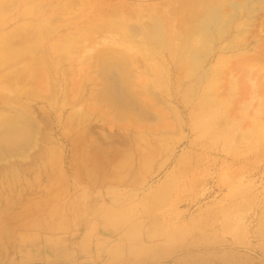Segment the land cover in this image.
I'll return each mask as SVG.
<instances>
[{"label":"rangeland","instance_id":"obj_1","mask_svg":"<svg viewBox=\"0 0 264 264\" xmlns=\"http://www.w3.org/2000/svg\"><path fill=\"white\" fill-rule=\"evenodd\" d=\"M5 1L0 0V44L12 49L24 39L22 48L34 23L44 46L55 37L75 38L53 53L51 65L38 58V48L0 63V125L19 110L34 120L20 124L27 131L24 141L12 138L18 146L0 135V264H264V10L243 41L255 52L228 49L207 61L217 66L219 89L205 93L216 101L205 110L198 108L203 89L182 85L186 68L167 52L169 79L156 52L112 54L140 61L138 69L126 58L113 64L127 72L121 79L129 82L125 89L133 102L152 114L144 120L103 98L95 86L98 69L90 72L83 61L111 48L102 44L105 39L129 42L120 22H138L169 0ZM241 20L229 39L239 35ZM15 29L13 39L16 34L9 33ZM9 37L14 42H4ZM28 63L41 64L42 78L36 76L43 85L35 81L17 95L5 77ZM144 64L152 75L141 72ZM147 76L155 89H141Z\"/></svg>","mask_w":264,"mask_h":264},{"label":"bare ground","instance_id":"obj_2","mask_svg":"<svg viewBox=\"0 0 264 264\" xmlns=\"http://www.w3.org/2000/svg\"><path fill=\"white\" fill-rule=\"evenodd\" d=\"M36 1V0H35ZM42 1V0H41ZM7 2V3H6ZM8 2H11V6L13 3V0H7L4 2H2L3 4H8ZM16 2V1H14ZM30 4V2H28ZM73 4V3H71ZM70 4V5H71ZM46 5V4H45ZM60 5V4H59ZM4 5H2L3 7ZM27 6V4H26ZM32 5H30L31 7ZM149 7V6H148ZM264 0H169L164 2L162 5H156L155 7H151L150 9L147 10L146 14L147 16H145L146 18L141 17H137L139 20L138 22H133L132 24H128L125 22H120V24L125 28L124 32L125 35L123 38H127L129 42H117V40L113 39V38H109V39H105L102 44H106L108 46H111V48H104L101 50H97V52L95 54H93V47L89 48L87 50H85L86 52H92L88 57L85 59L87 60V62L84 60L83 62L88 63L86 64L88 65V69H90V72L94 73L95 69H98L97 73L94 74L95 76L99 77V82H97L95 84V86L98 89H102L101 91V95L103 96V98H108L111 101L110 102H114L115 105H117L121 110H134L136 111L140 116H144V120L145 117L147 118V115H152L150 114L148 111H146L145 106L142 107V105L138 104V101L133 102L134 100L132 99V96L130 97L126 91V87L127 84L125 81L124 84V80H126L123 77L125 75H127L126 71H124L123 73L125 74L124 76H122V69H120V71H117V69H115L114 64H117V62L120 60L122 61V58H124V60L127 59V61L130 63V66H136V68L138 69L139 67L136 65L138 62H140L139 60L137 61V63L135 62L136 59L134 60H130L132 58L128 57H124L122 56V58H120V56L123 54H129V52L131 51H136L138 49V53L142 52L143 55L144 53L148 52H156L159 54V56L161 58V68L162 71H164V75H166V79H169V70L167 69V64L165 63V56L164 53L167 52L168 56L170 58H174L176 60H179L180 62H182L180 65L182 68H186L185 69V81L183 82V86H187L189 89H203L201 91L200 94V100H199V105L198 108L200 109H208L210 108L212 105H214L216 103L215 99H213L212 97L210 98L209 96H206V92H212V90L214 89H219V77L217 74V66H215V64H210L207 62L209 60V58L211 56L214 55L215 52H223L225 50H235V49H241V50H246V51H253L254 48L253 46H251V44H244V38L248 35V32L251 28H253L255 21L257 20L256 17L258 16V14L264 10ZM4 9V8H3ZM25 10V9H24ZM108 10V9H107ZM118 10V9H117ZM116 10V11H117ZM120 10V8H119ZM144 10V9H143ZM159 10V11H158ZM32 11V9H31ZM24 12V11H23ZM109 16L112 14L110 11H107ZM143 12V11H142ZM37 13V11H36ZM29 14V13H27ZM106 14V13H105ZM115 14V13H114ZM112 14V15H114ZM107 15V14H106ZM22 16V15H21ZM30 16V14L28 15ZM116 16V15H115ZM139 16V15H138ZM111 17V16H110ZM113 17V16H112ZM261 17V16H260ZM19 18V17H18ZM21 18V17H20ZM19 18V19H20ZM27 18V17H26ZM24 18V19H26ZM30 19V17L28 18ZM241 20V24L239 23L238 25H236L237 28H240L239 30V35L237 36L236 34V38L240 39L241 41H237L235 40L236 38L233 37L232 39H229L230 37V33L232 32V28L233 25L238 21ZM23 20V18H22ZM111 20V19H110ZM18 21V20H17ZM21 21V19H20ZM40 21V20H39ZM46 20H44L45 23ZM261 21V20H260ZM5 22V21H4ZM43 22L40 24H44ZM119 23V22H118ZM3 24V23H2ZM36 26H38L36 23H34ZM47 24V23H45ZM108 24V23H107ZM26 24H24L25 26ZM96 25V24H94ZM93 25V26H94ZM112 24H110L109 22V27L112 26ZM1 26V25H0ZM19 26V25H18ZM23 26V25H22ZM36 26L33 27L34 28H30L32 30L35 29V31H31L32 33H30L29 31H27L25 36H29V39L27 40H31L29 41L30 43H25L26 40L24 41V44H26L25 46H23L21 48V45L18 46L21 42H23V40H21L20 42H17V46L15 45V43L12 46V49L8 48L10 46L8 45H2V43L0 45H2V48H0V55L3 57H0V63L2 62L1 60L4 59H10L16 55H19L20 53H25L28 50L34 49V48H38V53L37 56H39L38 58H40L41 60L44 59L43 61L46 63L47 65H51V61L54 58L53 53H58L57 50H59V52L61 50H64V48L62 49V47L64 46H68V43H72L74 40V36L70 35V36H65L61 39V37H55V42L52 43L50 46H44L42 45V41L41 44L39 40V35L35 34L37 29L40 27ZM42 26V25H41ZM119 26V25H118ZM15 27V26H14ZM13 27V29H14ZM43 27V26H42ZM50 27V26H48ZM102 30H103V25L101 26ZM108 27V28H109ZM121 27V26H119ZM235 27V28H236ZM22 28V27H21ZM51 28V27H50ZM106 28V27H105ZM108 28H106L108 30ZM1 29V28H0ZM18 29V28H16ZM12 30L9 34H16L17 30ZM49 29V28H48ZM52 29V28H51ZM117 29V28H116ZM122 29V28H121ZM4 30V29H3ZM42 30V28L40 29V31ZM54 30V29H53ZM52 30V32H53ZM56 30V29H55ZM91 30V29H90ZM94 30V29H93ZM96 30V29H95ZM105 30V29H104ZM2 31V30H1ZM10 31V30H9ZM45 31V29H44ZM86 31V30H85ZM112 31V30H111ZM116 30H113V32ZM121 32V30H119ZM264 31V30H263ZM18 32V31H17ZM30 34H29V33ZM51 31H49L50 33ZM93 32V31H92ZM123 32V31H122ZM2 33V32H0ZM7 33V32H6ZM21 33V30L20 32ZM44 33V32H43ZM85 33H91V32H85ZM11 34V35H12ZM22 34V33H21ZM29 34V35H28ZM33 34V35H32ZM45 34V33H44ZM56 34V33H55ZM92 34V33H91ZM264 34V33H263ZM23 35V34H22ZM16 35L12 36V38L14 39ZM32 36V37H31ZM72 36V37H71ZM93 36V35H92ZM22 37V36H20ZM26 37V38H27ZM12 38L9 37V40H5L6 41H11ZM46 38V37H45ZM249 38V37H248ZM8 39V38H5ZM44 40V39H42ZM64 40V41H61ZM226 40H229L227 43L225 42ZM13 41V40H12ZM39 43H38V42ZM14 42V41H13ZM225 42L226 45L224 47H220L219 45L221 43ZM45 43V42H44ZM70 43V44H71ZM81 43V42H80ZM126 43V44H125ZM224 43V44H225ZM22 44V45H24ZM89 44V43H88ZM95 45H99V44H95ZM118 46L120 47V49H114V46ZM135 45V46H134ZM223 45V44H222ZM8 46V47H7ZM70 46V45H69ZM133 46V47H132ZM261 46V45H260ZM19 47V48H16ZM71 47V46H70ZM95 47V46H94ZM72 48V47H71ZM83 48V47H82ZM61 49V50H60ZM35 50V49H34ZM34 50H31L34 51ZM140 50V51H139ZM79 51V50H78ZM81 51V50H80ZM84 51V52H85ZM251 51V52H252ZM241 52V51H239ZM255 52V50H254ZM262 52V51H261ZM35 53V52H34ZM75 53V52H74ZM102 53H105L104 55ZM117 53L119 56V60L115 59L114 57L116 56H111L112 54ZM141 53V54H142ZM258 53V52H257ZM260 53V52H259ZM264 53V52H262ZM87 54V53H86ZM89 54V53H88ZM104 58V62L105 63H100L101 59L103 60V58L100 59V56ZM147 54V53H146ZM36 55V53H35ZM103 55V56H102ZM111 58V61H107L106 58ZM26 56V55H25ZM99 56V57H98ZM246 56V55H245ZM260 56V55H259ZM262 56V55H261ZM35 57V56H34ZM42 57V58H41ZM167 57V56H166ZM240 57V56H239ZM251 57V56H250ZM18 58V57H17ZM26 58V57H25ZM83 58V57H82ZM126 58V59H125ZM135 58V57H134ZM143 58V57H142ZM140 59L142 62L145 58ZM221 58V57H220ZM243 58V57H242ZM246 58V57H245ZM258 58V57H257ZM19 59V58H18ZM35 59H37V57H35ZM60 59V58H59ZM62 59V58H61ZM106 59V60H105ZM147 59V58H146ZM145 59V60H146ZM157 59V58H156ZM168 59V58H167ZM29 60H33L34 58ZM63 60V59H62ZM60 60V63L61 61ZM239 60V59H238ZM248 60V59H247ZM257 60V59H256ZM261 60V59H260ZM18 61V60H17ZM20 61V60H19ZM36 61V60H35ZM39 62H42L40 60H38ZM36 61V64H37ZM55 61V60H54ZM134 61V63H133ZM243 61V60H240ZM250 61V60H248ZM255 61V60H254ZM259 61V60H258ZM15 62V61H14ZM13 62V63H14ZM24 62V61H23ZM59 62V61H58ZM82 62V66L85 64H83ZM126 62V63H128ZM158 62V61H157ZM230 62V61H229ZM244 62V61H243ZM260 62V61H259ZM18 63V62H17ZM114 63V64H113ZM128 63V64H129ZM160 63V62H159ZM237 63V62H236ZM240 63V62H239ZM249 63V62H247ZM262 63V62H261ZM42 64L44 65V63L42 62ZM57 64V63H56ZM59 64V63H58ZM119 64V63H118ZM117 64V65H118ZM135 64V65H134ZM143 64V63H141ZM38 65V64H37ZM36 65V66H37ZM41 64H39V66H37L38 68L40 67ZM46 65V66H47ZM60 65V64H59ZM85 65V66H86ZM139 65V63H138ZM223 65V64H222ZM229 65V64H227ZM262 65H264V63H262ZM7 66V65H6ZM10 66V64H9ZM16 66V65H15ZM33 66V67H31ZM85 66L84 69H85ZM221 66V65H220ZM239 66V65H238ZM247 66V64H246ZM35 67V64L33 63V65H29V63L27 65H23V69L18 71H12L9 74H7L8 76H6V79H9L11 82H14V84L12 86H14V90H15V94L17 95H21L23 94L25 89H29L27 87H30L31 84L33 82L36 81V84H42L41 79L42 77V73H40V69L38 71V68ZM122 67L121 65L118 66ZM241 67V66H240ZM252 67V65H251ZM3 68V67H1ZM12 68V67H11ZM17 68V69H21ZM33 68V69H32ZM41 68V67H40ZM46 68V67H45ZM48 68V67H47ZM52 68V67H51ZM142 68L141 72L144 73V75H152L151 73H153V69L149 66H147L146 64H144V68ZM261 68V67H260ZM9 69V68H8ZM37 69V70H36ZM50 69V67H49ZM55 69V68H54ZM70 69V68H69ZM82 69V68H81ZM83 69V71H84ZM124 69V68H123ZM226 69V68H225ZM250 69V68H249ZM4 70V69H3ZM56 70V69H55ZM119 70V69H118ZM222 70V69H221ZM229 70V69H228ZM234 70V69H233ZM246 70V69H245ZM259 70V69H258ZM261 70V69H260ZM36 73H35V72ZM53 71V68H52ZM232 71V70H231ZM39 72V73H38ZM51 73V71H49ZM54 72V71H53ZM119 74H118V73ZM224 72V70H223ZM262 72V71H261ZM38 73V74H37ZM49 73V74H50ZM55 73V72H54ZM129 73V72H128ZM140 73V72H139ZM156 73V72H154ZM243 73V72H242ZM241 73V74H242ZM6 74V73H5ZM134 74V73H133ZM256 74V73H255ZM254 74V75H255ZM36 75H40L36 76ZM93 75V76H94ZM120 75V76H119ZM131 75V74H130ZM139 75V74H136ZM135 75V76H136ZM154 75V74H153ZM247 75V74H246ZM261 75V74H260ZM92 76V77H93ZM122 76V79H121ZM134 76V75H133ZM146 77L145 80L144 79H140L138 80L139 82L142 80H144V85L141 86V89H155V86L153 82V79H149V77ZM243 76V75H242ZM264 76V75H263ZM88 77V76H86ZM224 77V76H223ZM226 77V76H225ZM253 77V75H252ZM3 78V77H2ZM37 78L41 79V80H37ZM50 78V77H49ZM136 78V77H135ZM140 78V77H138ZM157 78V77H156ZM155 78V79H156ZM4 79L7 83L8 80ZM87 79V78H86ZM162 79V78H161ZM242 79V78H241ZM252 79V78H251ZM259 79V77H258ZM4 80L2 82H4ZM98 80V79H97ZM221 80V79H220ZM48 81V80H47ZM84 81V80H83ZM163 81V80H161ZM41 82V83H40ZM91 82V81H90ZM140 82V84H141ZM160 82V80H159ZM158 82V84H159ZM226 82V81H225ZM168 83V80H167ZM230 83V82H229ZM228 83V84H229ZM162 84H159V86H161ZM164 85V84H163ZM263 85V84H261ZM46 86V84L44 85ZM138 86V84H137ZM175 86V85H174ZM221 86V85H220ZM224 86V85H223ZM1 87V86H0ZM128 87H130L128 85ZM166 87V86H165ZM263 87V86H261ZM46 88V87H45ZM126 88V89H125ZM138 88H140L138 86ZM159 88V87H158ZM236 88V87H235ZM2 89V88H1ZM23 89V90H22ZM30 89H34V87L32 86ZM50 89V88H49ZM206 89V90H204ZM221 89V88H220ZM263 90V89H262ZM23 91V92H22ZM30 91V90H29ZM46 91V89H45ZM49 91V90H48ZM165 91V90H164ZM2 92V91H1ZM0 92V93H1ZM36 92V91H35ZM217 92V91H216ZM29 93V92H28ZM31 93V92H30ZM48 93V92H47ZM97 93V92H96ZM100 93V92H99ZM211 94V93H210ZM221 94V93H220ZM24 95V94H23ZM43 95V94H42ZM100 95V96H101ZM150 95V94H149ZM152 98L156 97L155 100L156 102H158L157 100H159L160 98H158L157 95H155L154 93L151 94ZM213 95V93H212ZM146 96V95H145ZM169 96V95H168ZM1 97V95H0ZM50 97V96H49ZM144 97V96H143ZM2 98V97H1ZM22 98V97H21ZM44 98V97H43ZM102 97H100L101 99ZM142 98V97H141ZM218 98V97H217ZM147 99V98H146ZM260 99V98H259ZM9 100V99H8ZM137 100V99H136ZM15 101V100H14ZM25 101V100H24ZM74 101H77V99H74ZM73 101V102H74ZM142 101V100H141ZM150 101V100H149ZM197 101V100H196ZM13 102V101H12ZM21 102V101H20ZM19 102V103H20ZM28 102V101H27ZM109 102V104H110ZM144 102V101H143ZM15 103V102H13ZM75 103V102H74ZM103 103V102H102ZM5 104V103H4ZM27 104V103H26ZM30 104V103H29ZM15 105V104H13ZM17 105V104H16ZM111 105V104H110ZM20 106V105H19ZM28 107V105H26ZM167 106V105H166ZM167 108V107H166ZM197 108V109H198ZM12 109V108H11ZM152 109V108H151ZM149 110V109H148ZM72 111V110H71ZM77 111V110H76ZM75 111V112H76ZM154 111V110H153ZM220 111V110H219ZM135 112V113H136ZM169 112V111H168ZM210 112V111H209ZM119 115L120 112H118ZM27 114V113H26ZM22 110L16 111L15 117L14 119H4V123H2L0 125V135L2 134H6L8 138L6 139V141H8L7 143L10 144L11 147H15L18 146L19 144L12 140V138H15V136H18L17 140H21L24 141L26 140V133L24 128H22L20 126L21 123L24 124V126H28L30 124H32L34 122L31 123V121L28 119L27 114L26 115ZM76 114V113H75ZM78 114H80L79 112H77V116ZM83 114V113H82ZM81 114V116H82ZM130 114V113H129ZM158 114V113H157ZM212 114H216V112H212ZM30 115V114H29ZM74 115V114H73ZM116 115V116H119ZM217 115L219 116H223L224 112H218ZM227 115V114H226ZM156 116V115H155ZM170 116V115H169ZM205 116V115H204ZM79 117V116H78ZM210 117V116H209ZM218 117V116H215ZM24 118V119H23ZM77 118V117H75ZM137 118V117H136ZM156 120V117H154ZM204 118V117H203ZM202 118V119H203ZM78 119V118H77ZM75 119L74 121L78 123V120ZM161 119V118H160ZM207 119V118H206ZM204 119V120H206ZM209 119V118H208ZM150 120L151 116H150ZM158 120V119H157ZM203 120V121H204ZM73 121V122H74ZM70 122V120H69ZM142 122V121H140ZM158 122V121H155ZM221 122V120L219 121V123ZM37 124V123H36ZM71 124V123H70ZM74 124V123H73ZM72 124V125H73ZM81 124V123H80ZM198 123H196L197 125ZM223 124V123H222ZM169 125V124H166ZM219 125V124H218ZM23 126V125H22ZM32 126V125H31ZM70 126V125H69ZM260 126V125H259ZM111 127V126H110ZM196 127V126H194ZM177 129V128H176ZM69 131V129H67ZM86 129H84L85 131ZM178 130V129H177ZM222 130V129H221ZM150 132V131H149ZM177 132V131H175ZM71 133V132H70ZM164 133V132H163ZM67 134V133H66ZM69 134V132H68ZM83 135V133H81ZM80 134V136H81ZM90 134V133H89ZM172 134V133H171ZM139 135V134H138ZM76 136V135H75ZM90 136V135H89ZM109 136V135H108ZM74 137V135H73ZM85 137V136H84ZM68 138V137H67ZM236 138V137H235ZM69 139V138H68ZM5 142V141H4ZM3 142V143H4ZM71 142V141H70ZM73 144V143H72ZM90 148V147H89ZM91 151V150H90ZM99 152V151H98ZM96 153V152H95ZM87 154V153H86ZM90 154V152H89ZM88 154V155H89ZM101 154V153H99ZM97 155V159H98V154ZM93 156V155H92ZM87 158V157H86ZM89 158V156H88ZM87 158V159H88ZM91 159V157L89 158ZM103 160V159H102ZM7 161V160H6ZM86 162H84L85 164ZM61 164V162H60ZM93 164V163H92ZM91 164V165H92ZM62 165V164H61ZM73 172V171H72ZM75 174V173H74ZM55 197V196H54ZM121 198V197H120ZM123 198V197H122ZM4 214V213H3ZM123 214V213H122ZM3 216V215H2ZM2 222V221H1ZM117 223V222H116ZM115 224V223H114ZM101 254V253H100ZM102 255V254H101ZM112 257V256H111ZM100 259V258H99ZM108 261V259H107Z\"/></svg>","mask_w":264,"mask_h":264}]
</instances>
